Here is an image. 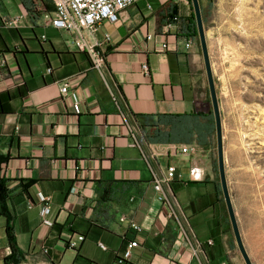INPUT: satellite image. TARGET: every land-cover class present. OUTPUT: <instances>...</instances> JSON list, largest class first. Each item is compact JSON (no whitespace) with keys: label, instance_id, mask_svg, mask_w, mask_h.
Wrapping results in <instances>:
<instances>
[{"label":"crops","instance_id":"crops-1","mask_svg":"<svg viewBox=\"0 0 264 264\" xmlns=\"http://www.w3.org/2000/svg\"><path fill=\"white\" fill-rule=\"evenodd\" d=\"M153 4V12L141 2L119 12L116 23L84 33L105 59L98 70L72 34L51 27L52 0H0V94L11 96L0 113V155L7 158L0 176L8 181L18 264H201L180 222L200 241H214L205 264H234L231 238L213 239L227 228L216 137L207 121L201 141L188 136V116L208 117L210 109L200 42L187 50L181 26L164 36L173 5ZM178 6L192 20V5ZM16 18L18 25H6ZM164 42L168 51L159 49ZM184 146L191 151L182 153ZM169 166L180 222L165 216L154 190ZM39 194L50 198L52 226L43 223ZM4 228L0 217V264H13ZM78 235L86 239L71 249ZM131 242L138 245L123 262Z\"/></svg>","mask_w":264,"mask_h":264},{"label":"rangeland","instance_id":"rangeland-1","mask_svg":"<svg viewBox=\"0 0 264 264\" xmlns=\"http://www.w3.org/2000/svg\"><path fill=\"white\" fill-rule=\"evenodd\" d=\"M200 6L222 115L228 188L246 251L253 264H264V0H200ZM223 236L234 245V264H246L231 224Z\"/></svg>","mask_w":264,"mask_h":264},{"label":"built area","instance_id":"built-area-1","mask_svg":"<svg viewBox=\"0 0 264 264\" xmlns=\"http://www.w3.org/2000/svg\"><path fill=\"white\" fill-rule=\"evenodd\" d=\"M164 3L166 0H52L54 4V12L46 18L49 20L51 27L68 32L73 35L72 45L81 52H86L93 66L100 70L105 63L103 55L98 52L95 46L90 45L85 38V32H94L101 23L104 21H109L116 23L118 21V13L127 10L130 7L136 6L141 2L146 3L147 10L153 12L154 2ZM176 3L188 2L189 0H174ZM18 19H10L6 21V25L9 27H14L18 23ZM179 29V26L175 24L168 25L163 32L164 36L169 34L171 29ZM45 38V37H44ZM147 39L150 41L153 39L152 35H148ZM106 40H109V36H106ZM195 43V39H188L185 44V48L190 50ZM161 51H168L169 44L164 42L161 44ZM143 69L147 72L148 67L144 65ZM61 93L63 96H67L69 93V84L66 83L61 88ZM114 97V96H113ZM114 100L115 97H114ZM74 109L76 113H80V107L78 103L74 104ZM191 149L188 146H184L181 149L182 153H188ZM176 169L175 167L169 166L166 173L162 177H157L154 180V190L157 193L158 200L163 204L165 216L170 219H175L178 222L181 220L180 216V205L171 193V183L174 181ZM72 193H76V189H73ZM39 200L43 204L41 211V217L44 225L52 226L53 223L47 219V216L51 213V207L48 204L50 198L39 194ZM184 217V216H183ZM185 218V217H184ZM182 218L183 220H185ZM125 217L121 218V222H125ZM184 241L189 246V249L194 258L201 260V264L204 263L202 256H207L204 251V242L200 241L196 234L194 233L190 223H177ZM130 227L137 232H141L142 228L140 225L131 222ZM85 238L78 235L75 239L69 242V247L71 249H77L83 242ZM207 246H213L214 242L208 240L206 242ZM136 242H131L127 247L126 256L132 255V249L137 247ZM103 250L106 247L100 244Z\"/></svg>","mask_w":264,"mask_h":264},{"label":"trees","instance_id":"trees-1","mask_svg":"<svg viewBox=\"0 0 264 264\" xmlns=\"http://www.w3.org/2000/svg\"><path fill=\"white\" fill-rule=\"evenodd\" d=\"M173 5L171 6V13H169L168 18H167V25L170 24H175L177 26H181L182 31H186L187 34H185V38L188 39H198L199 41V35H198V28H197V22L195 19L194 14H192V20L190 19H183L179 15V6L178 3H176L174 0H168L164 3H160L161 6L166 7L167 5ZM54 12V9L50 12L46 13V16H49ZM86 53V52H84ZM87 54V53H86ZM88 55V54H87ZM89 56V55H88ZM90 58V57H89ZM7 97L8 99L11 98L9 93H1L0 94V113L4 114L6 110L3 107V99ZM208 104H209V116H205L202 114H196V115H189L188 116V124H187V129H188V136H191L192 134H195L197 136V141H201L203 138V133H205L207 130L203 127L202 122H209L212 127V134L215 135L216 137V124H215V117H214V112L211 104V98H210V93L208 90ZM175 118H178V116ZM217 138V137H216ZM7 161V158L3 157L0 155V168L3 163ZM217 168H218V161H217ZM219 173V172H218ZM7 180L4 179L3 177L0 176V217L4 219L5 221V235L8 241V244L10 246L11 250V256L6 259V261H11L13 264H18L15 257L20 254V249L17 245V240H16V233H15V223H14V213L10 209L9 203H10V193L7 187ZM28 185H22V189L24 192H27ZM219 193L222 197V200L225 204L223 193H222V188L221 184L219 185ZM228 225L231 223L228 221ZM220 230H215L213 232V239L216 240V242L219 244L221 243V234L219 232ZM85 238L84 235H81ZM86 239V238H85ZM207 242V241H206ZM206 242H204V251L208 259L209 257V249L212 248V246H207ZM214 242V241H213ZM131 258V256H125L121 261H128Z\"/></svg>","mask_w":264,"mask_h":264},{"label":"water","instance_id":"water-1","mask_svg":"<svg viewBox=\"0 0 264 264\" xmlns=\"http://www.w3.org/2000/svg\"><path fill=\"white\" fill-rule=\"evenodd\" d=\"M189 3L192 5L194 16L197 22L198 35L200 47L204 59L205 71L208 82V89L211 98V104L215 117L216 124V140H217V156H218V172L220 177V184L222 188V193L224 197L225 204L227 206L230 222L233 228V233L236 239L237 246L246 262V264H253L242 241V237L240 234L239 226L237 223L233 203L231 200L227 177H226V159H225V151H224V135H223V123H222V115L219 106V99L216 90L215 78L213 74V70L210 62V55L208 49V42L205 33V27L203 22V16L200 6V0H189Z\"/></svg>","mask_w":264,"mask_h":264}]
</instances>
